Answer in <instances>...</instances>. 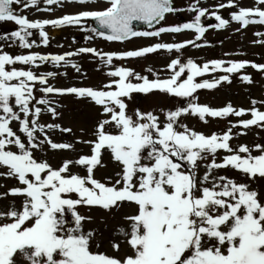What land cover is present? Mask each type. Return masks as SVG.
Segmentation results:
<instances>
[{
	"label": "snow or ice",
	"instance_id": "1",
	"mask_svg": "<svg viewBox=\"0 0 264 264\" xmlns=\"http://www.w3.org/2000/svg\"><path fill=\"white\" fill-rule=\"evenodd\" d=\"M41 2L46 7L41 8ZM200 4L196 0L184 8L174 0H104L102 5L98 0H0V22L18 26L0 35V41L27 50L12 54L0 46V180L4 181L0 183V264H264V193L250 183L264 179V144L231 143L234 135H247L253 127L264 130V100H251L248 109L231 103L213 108L200 104L197 95L200 90L231 85L234 78L252 85L248 70L264 76V63L184 59L189 46H212L206 40L210 30H227L235 24V32L242 33L253 25L264 26V0H253L251 6L241 5L240 0H219L215 9ZM13 5L21 12L29 7L47 13L68 6L80 10L30 20ZM221 10L228 11V18ZM181 12L193 14L191 21L165 26L169 16ZM92 22L95 27L89 26ZM134 22L149 30H136ZM65 27L89 33L86 40L121 44L137 37L188 32L194 39H158L124 51L94 47L62 54L32 51L49 46L46 29ZM253 35L257 37L253 44L264 47V31ZM152 54L166 57L162 71L167 78L151 67L146 71L153 79L114 63ZM83 56L95 57L107 69V83L99 87L52 83L58 76L67 77V69L86 78L74 59ZM45 65L54 70L39 71ZM134 93L163 94L176 98L181 106L161 113L130 111L128 101ZM65 98L98 109L91 130L82 129L77 136L62 125L59 101ZM189 116L205 125L209 118L226 120L229 126L222 133L205 134L183 122ZM49 157L59 159L53 164ZM106 161L117 169L114 176L97 178ZM220 170H234L248 182ZM117 216L124 223L112 231L130 249L124 257L100 250ZM110 247L118 253L120 242L111 240Z\"/></svg>",
	"mask_w": 264,
	"mask_h": 264
},
{
	"label": "rangeland",
	"instance_id": "2",
	"mask_svg": "<svg viewBox=\"0 0 264 264\" xmlns=\"http://www.w3.org/2000/svg\"><path fill=\"white\" fill-rule=\"evenodd\" d=\"M102 5L104 0H98ZM196 0H174V3L178 7L187 8L192 3H195ZM219 3V0H201L200 6L209 7L210 9H215V6ZM241 5L251 6L253 0H240ZM15 11L21 15H27L30 20L37 19H49V18H58L63 14H70L79 11L80 9L76 6H68L64 9L57 8L53 13H47L43 11H38L36 8L29 7L26 11L21 12L18 5H13ZM40 7H46L42 2ZM221 13L225 18H228V11L221 10ZM192 15L188 12H181L175 16H169L165 22V26L175 25L182 22H190ZM212 21H207L210 23ZM90 27H94L91 23ZM237 26L233 24L227 30H210L206 34V40L210 43L211 47H202L199 49L189 46L184 50V59L192 58L198 63H203L211 59H246L251 60L256 63H264V47L260 45L253 44V41L257 39L253 35V32L256 30L264 31V26L253 25L249 29L243 31L242 33L235 32ZM16 26L12 22H0V35L10 34L11 31L17 30ZM58 30V29H57ZM149 29H143L140 31H146ZM57 31L51 30L48 31L50 36V44L48 47L41 46L39 48H33V52H40L41 54H62L67 51L75 50L78 47H94L97 50H102L104 52L110 51H124V50H135L137 48L148 46L158 39L162 42H182L188 39H194V34L188 32L184 34H162L161 38H152V37H137L133 38L131 41H127L123 44L116 42H107L100 38H94L92 40H86L85 36L89 33L81 32L78 28L76 32L69 35H64L63 39L59 36H56ZM73 38H75V43H73ZM35 39V37H34ZM8 42L0 41V46L4 47L6 51H9L12 54H27V50L20 49L16 45L12 47L7 46ZM59 45H63L60 47ZM231 53L230 56H225L224 53ZM242 53V55H237ZM82 67V70L87 73L86 78H81L79 74L75 73L72 69H67V77L58 76L52 83L57 87H66V86H93L99 87L104 83L108 82V77L105 76L107 69L95 58L91 56L75 57L74 58ZM117 65H123L134 69L136 72L142 75H148L150 79L154 77L146 71L148 67H151L161 78H167L168 73L162 71L166 67V57L161 54H152L148 58L143 60H130V61H114ZM99 69V71L97 70ZM51 65L42 66L39 71H51ZM60 71H64L61 69ZM248 74H250L254 80L252 85H247L239 81L238 78L233 79L231 85L222 86L218 90H200L197 93L199 96V103L208 105L213 108H220L231 103L235 108H250L251 100L255 99L257 101L264 100V76L256 73L254 70L249 69ZM144 98L140 103V100L133 102V100L128 101L129 110H135L139 108L142 111H155L161 113V110L167 111L170 108L181 106L180 101L173 97H167L163 94L152 95V94H143ZM63 104L61 109L63 113L62 125L71 127L73 132L79 136L80 131L91 130L96 120L98 119V109L85 102L81 103L73 98H65L59 101ZM136 104V105H135ZM259 107V105H258ZM264 110V108H262ZM250 118V117H244ZM45 120H50L48 116H44ZM233 122L237 118H229ZM190 128L193 130L203 132L205 134H211L212 132L222 133L227 129L228 122L226 120H213L209 118L208 124H203L196 117H186L183 120ZM234 134L237 132L236 129L233 130ZM70 136V134H68ZM57 135V139H59ZM233 145L247 144L249 147H254L256 143L264 144V130L257 129L253 127L247 132V135L236 136L231 141ZM79 147V146H78ZM255 153V151L253 152ZM50 162L53 164L57 163L58 157L52 159L49 157ZM107 167L102 169L98 174L97 178H107L109 176H114L115 171L117 170L111 162H107ZM75 171H78L75 170ZM203 171V169L201 170ZM220 174L228 175L230 178H233L240 182H248L244 177L234 170H220ZM4 181L0 180V183ZM12 181H7V184L10 185ZM251 187L257 190L258 192L264 193V179L256 178L254 182H250ZM89 214V213H86ZM96 215V213H90ZM123 221L120 216H117L112 224L109 225V232L105 234L104 238L101 241V251H104L110 255H117L124 257L126 254L130 253L129 247L123 242V238L119 237L115 231H112L114 226L123 225ZM111 240H118L120 242V251L114 252L110 247Z\"/></svg>",
	"mask_w": 264,
	"mask_h": 264
},
{
	"label": "bare ground",
	"instance_id": "3",
	"mask_svg": "<svg viewBox=\"0 0 264 264\" xmlns=\"http://www.w3.org/2000/svg\"><path fill=\"white\" fill-rule=\"evenodd\" d=\"M49 19H52V18H49ZM76 29L77 28H75V27H65V28H48L46 30L47 31H51V30L57 31V34L55 33L56 36H59L60 38L63 39L64 35H69L71 33H74V32H76Z\"/></svg>",
	"mask_w": 264,
	"mask_h": 264
},
{
	"label": "water",
	"instance_id": "4",
	"mask_svg": "<svg viewBox=\"0 0 264 264\" xmlns=\"http://www.w3.org/2000/svg\"><path fill=\"white\" fill-rule=\"evenodd\" d=\"M134 27H135V29H139V28L147 27V26L144 25V24L141 23V22H134Z\"/></svg>",
	"mask_w": 264,
	"mask_h": 264
}]
</instances>
